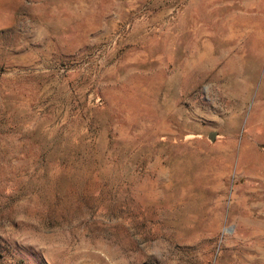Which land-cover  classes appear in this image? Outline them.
<instances>
[{
  "label": "rangeland",
  "instance_id": "obj_1",
  "mask_svg": "<svg viewBox=\"0 0 264 264\" xmlns=\"http://www.w3.org/2000/svg\"><path fill=\"white\" fill-rule=\"evenodd\" d=\"M0 264H264V0H0Z\"/></svg>",
  "mask_w": 264,
  "mask_h": 264
}]
</instances>
